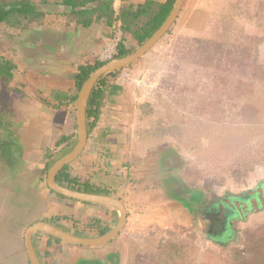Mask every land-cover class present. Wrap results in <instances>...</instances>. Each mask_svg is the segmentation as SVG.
<instances>
[{
	"label": "crops",
	"instance_id": "crops-1",
	"mask_svg": "<svg viewBox=\"0 0 264 264\" xmlns=\"http://www.w3.org/2000/svg\"><path fill=\"white\" fill-rule=\"evenodd\" d=\"M31 1L41 12L37 19H26L16 26L0 23V56L13 63L12 77L8 81L0 77V98L5 96V101L10 100L8 107L11 110L7 117L0 119V164L6 167L13 162L22 167V170L10 169L12 177H20L24 170L33 172L32 189L44 202L39 215L33 212L34 217L30 216L32 218L23 223L19 235L23 246L14 247L13 254L16 250H27L24 242L26 231L38 222L52 223L85 238L100 236L103 228L111 230L118 224L120 211L115 206L77 200L53 190L48 182L51 168L48 166L70 153L76 139L80 91L76 74L79 67L100 61V53L115 35L113 25L124 5L136 6L148 0H95L74 8L77 12L92 10L83 18L91 20L89 26L79 22L83 15L73 13L72 5L63 0ZM153 1L165 3L167 0ZM211 2L214 0H186L177 17L183 27L188 28L182 31L207 37L211 30H206L205 21L217 22L218 12L222 13L229 7L228 16L221 15L224 21L240 20L244 16L243 20L250 23L256 20L264 27V0H220L219 11L210 5ZM119 22L122 28V22ZM160 41L128 66H142L146 59L153 58ZM122 42L131 51L129 54L144 44L123 29ZM108 78L113 82L112 76ZM106 101L97 126L88 134L85 149L70 162L69 171L82 183L108 187L111 195L126 209V224L116 237L98 246L71 244L44 232H36L32 241L42 264H133L142 257L155 255L169 227L203 226L217 243L230 240L235 232L231 222L234 217L224 223L229 232L211 235L215 219L208 216L209 213L205 214L209 204L204 200L207 196L193 195L183 187L178 175L183 172L184 164H181L182 168L181 165L169 164L172 155L169 150L157 155L148 153L137 164H124L114 159L104 164L106 153L124 149L122 141L110 142L109 138L120 131L118 118L123 121L127 115L117 94L109 96ZM64 136H69V140L60 143ZM3 145L9 151V162ZM16 191L19 196L24 193L19 189ZM6 193L8 204L16 203L10 192ZM221 200L224 206L227 205V200ZM210 202L215 203L218 211H223L217 200ZM0 209V215H3L5 206ZM222 214L224 216V212ZM219 221H224V218H219ZM28 262L31 264L30 256Z\"/></svg>",
	"mask_w": 264,
	"mask_h": 264
},
{
	"label": "rangeland",
	"instance_id": "rangeland-1",
	"mask_svg": "<svg viewBox=\"0 0 264 264\" xmlns=\"http://www.w3.org/2000/svg\"><path fill=\"white\" fill-rule=\"evenodd\" d=\"M220 3L210 5L218 10ZM229 9L218 12L217 22L205 21L211 30L207 37L186 34L182 29L188 28L177 18L153 58L130 66L132 77L142 84L131 81L116 93L127 115L123 121L118 118L120 131L109 141H122L124 149L106 153L104 164L110 159L137 164L148 153L169 150V164H184L178 176L186 190L204 194L208 202L235 197L237 207L245 210L232 219L235 232L228 241L217 243L203 226L169 227L155 255L133 264H173L167 255L172 241L180 243L181 251L175 254H183L186 264H233L232 249L245 250L250 232L264 237V27L243 20V15L224 21L221 15L228 16ZM0 99L2 119L11 110L10 100ZM10 169L22 167L0 164V208L5 206L0 215V263L30 264L27 250L11 251L23 246V223L38 216L44 202L32 189L33 172L12 177ZM17 189L24 193L17 195ZM7 191L16 201L13 205L8 204ZM252 256L245 251L248 260Z\"/></svg>",
	"mask_w": 264,
	"mask_h": 264
},
{
	"label": "trees",
	"instance_id": "trees-1",
	"mask_svg": "<svg viewBox=\"0 0 264 264\" xmlns=\"http://www.w3.org/2000/svg\"><path fill=\"white\" fill-rule=\"evenodd\" d=\"M89 1L95 0H63L64 3L72 5L73 13H80L83 15L82 19L80 18L78 21L83 23L85 26H89L91 20H84L83 18L92 10H81L77 12L74 8L77 6L86 5ZM175 1L176 0H167L165 3H158L153 0H148L145 3L136 6L132 4H126L122 7L119 15L116 17V21L120 20L122 22L123 31L130 32L140 44H143L160 28V26L167 19L173 9ZM110 8L111 7H109V9ZM40 15L41 12L37 11L36 6L30 0H0V23L16 26L22 24L26 19H37ZM117 50L116 58H121L131 52L125 47L124 42H120ZM104 63L105 62L103 61H97L94 64L81 65L79 67V71L76 74L77 89L80 90L89 75ZM12 69L13 63L10 60L0 56V77L8 81L12 77ZM116 73L117 72H110L101 76L90 94L87 105L88 134H91V132L97 126L103 113V108L107 104L106 100L108 97L116 94L118 90L122 88L121 85L116 84L114 81H110L108 78L109 76L114 77ZM75 136L76 139L72 142V146L69 151H72L79 141L77 131ZM68 140L69 136H64L59 142L61 143ZM54 164V161L50 162L48 169ZM69 168L70 163L66 164L65 167L58 173L57 182L59 184L88 193L111 195L112 191L106 186H96L90 184L89 182H80L77 177H73L71 175ZM109 230L110 228H103L100 231V235L108 232ZM248 236L249 238L246 241L245 250H243L241 247H235L232 249V263L264 264L263 235L257 236L256 234L253 235L250 232ZM54 238L60 240L59 238ZM164 245L165 243L160 245L162 250ZM169 246L171 251H167V255L172 259V261L174 260L173 264H186L185 261H182L183 258H185L183 254H175L176 251H181L178 248L180 243L178 241H172L169 243ZM245 251L252 252V259L248 260L245 257Z\"/></svg>",
	"mask_w": 264,
	"mask_h": 264
},
{
	"label": "water",
	"instance_id": "water-1",
	"mask_svg": "<svg viewBox=\"0 0 264 264\" xmlns=\"http://www.w3.org/2000/svg\"><path fill=\"white\" fill-rule=\"evenodd\" d=\"M185 1L186 0L175 1L173 9L167 19L164 21V23L137 51L121 58H117L115 61H108L107 63L95 69L89 75V77L83 83L78 94L77 124L79 132V142L70 153L58 160L50 168L48 182L53 190L77 200L90 201L99 204L115 206L120 211V219L118 224L108 232L93 238H85L73 235L69 232L62 230L58 226L45 221L33 224L28 228L25 236L26 247L30 256L31 264H42L32 241L33 234L36 232H44L71 244L84 246H98L109 242L111 239L116 237L124 228L127 220V212L123 204L117 198L113 197L112 195L88 193L69 188L67 186L59 184L56 181V176L65 167L66 164L70 163L72 160L78 157L86 147L88 140L87 104L90 94L99 78L109 72L124 69L130 63L139 59L151 48H153L164 37V35H166L168 30L176 21Z\"/></svg>",
	"mask_w": 264,
	"mask_h": 264
},
{
	"label": "flooded vegetation",
	"instance_id": "flooded-vegetation-1",
	"mask_svg": "<svg viewBox=\"0 0 264 264\" xmlns=\"http://www.w3.org/2000/svg\"><path fill=\"white\" fill-rule=\"evenodd\" d=\"M58 176V174H57ZM57 176H56V180H57ZM228 202L227 205H223V201L218 199L217 203L221 206V209L223 210L222 212H224V216L222 214L221 211H218L215 207L214 204L212 202H209V204L207 203L206 209L207 212L205 214H208V216H212L214 217V221H213V226H211V235H224L227 232H229V228L228 227H224V223L228 222V220L233 217H238L239 215H241L245 210L243 206H238L236 205V203H234V201H237V198L235 197H231L227 200ZM249 201V200H247ZM230 202V204H228ZM247 207H249V204L247 205ZM224 218V221L220 222L219 218Z\"/></svg>",
	"mask_w": 264,
	"mask_h": 264
},
{
	"label": "built area",
	"instance_id": "built-area-1",
	"mask_svg": "<svg viewBox=\"0 0 264 264\" xmlns=\"http://www.w3.org/2000/svg\"><path fill=\"white\" fill-rule=\"evenodd\" d=\"M120 20L116 21L114 26L115 35L114 37L105 45L103 51L99 55V60L103 62H108L114 60L116 57L117 49L122 42V28ZM117 76L112 77L116 84L124 85L129 82H135L137 85H141L142 81L133 78V73L129 68H124L116 73Z\"/></svg>",
	"mask_w": 264,
	"mask_h": 264
},
{
	"label": "clouds",
	"instance_id": "clouds-1",
	"mask_svg": "<svg viewBox=\"0 0 264 264\" xmlns=\"http://www.w3.org/2000/svg\"><path fill=\"white\" fill-rule=\"evenodd\" d=\"M115 59H117L116 57H115ZM114 59V60H115ZM112 61V60H111ZM125 68H129L130 69V66H127V67H125ZM118 71H120V70H118ZM118 71H116V72H118ZM119 85V84H118ZM122 86V85H121ZM52 167V166H51Z\"/></svg>",
	"mask_w": 264,
	"mask_h": 264
}]
</instances>
